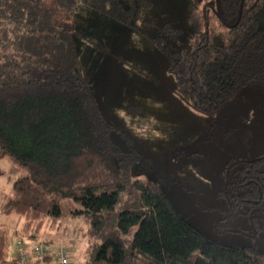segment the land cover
<instances>
[{"label":"trees","instance_id":"obj_1","mask_svg":"<svg viewBox=\"0 0 264 264\" xmlns=\"http://www.w3.org/2000/svg\"><path fill=\"white\" fill-rule=\"evenodd\" d=\"M56 1L58 9L42 0H0V50L7 58L0 62V159L18 174L0 210L23 216L22 231L33 240L47 219L84 217L85 235L94 240L84 264H264L258 247L211 241L157 184L132 174L139 153L113 150L111 124L75 60L19 45L10 51L21 34L64 40L72 0ZM81 1L123 23L137 8L133 0ZM186 16L188 47L176 53L168 71L193 109L213 115L249 84L264 83V0H191ZM161 31L177 34L168 24ZM258 156L238 164L226 192L235 210L248 215L256 209L252 219L264 231V152ZM7 235L0 223V264L21 257L35 263L37 246L49 251L48 264L56 259L54 248L64 249L71 264V243L82 240L80 233L33 245L20 239L7 262Z\"/></svg>","mask_w":264,"mask_h":264},{"label":"rangeland","instance_id":"obj_2","mask_svg":"<svg viewBox=\"0 0 264 264\" xmlns=\"http://www.w3.org/2000/svg\"><path fill=\"white\" fill-rule=\"evenodd\" d=\"M42 2L59 8L56 0ZM133 2L137 8L123 23L72 0L71 29L64 40L21 34L14 37L10 51L20 48L75 60L76 72L111 124L113 150L139 153L132 174L157 184L175 210L211 241L264 251V234H249L251 222L243 209L229 216L224 192L226 169L231 167L229 180L238 169L239 163L233 161L264 152V83L249 84L213 115L193 109L168 71L171 59L188 47L191 26L186 15L191 0ZM165 24L177 30L174 38L161 31ZM5 59L0 50V62ZM117 154L112 155L115 165L120 164ZM17 176L12 163L0 159V206L11 197ZM24 221L17 213L0 210V223L8 229L7 262L16 256L20 239L33 245L77 233L82 240L70 242L74 249L70 263L84 264L88 259L94 240L85 235L84 217L47 219L35 240L22 231Z\"/></svg>","mask_w":264,"mask_h":264},{"label":"built area","instance_id":"obj_3","mask_svg":"<svg viewBox=\"0 0 264 264\" xmlns=\"http://www.w3.org/2000/svg\"><path fill=\"white\" fill-rule=\"evenodd\" d=\"M54 255L55 260L50 259V262L52 264H68V257L66 256V251L62 248H54ZM34 252L39 256V259L32 264H48L49 262L46 261V255L49 254L48 250H45L44 246H37L34 249ZM16 264H31L28 262L27 258L21 257L20 260Z\"/></svg>","mask_w":264,"mask_h":264},{"label":"flooded vegetation","instance_id":"obj_4","mask_svg":"<svg viewBox=\"0 0 264 264\" xmlns=\"http://www.w3.org/2000/svg\"><path fill=\"white\" fill-rule=\"evenodd\" d=\"M263 153V152H262ZM256 158H260L258 155L257 156H255L254 158H252V159H243V158H238L236 161L234 160L233 162H237V163H239V164H242V163H244V162H248V161H253L254 159H256ZM233 162H231V163H233ZM230 163V164H231ZM236 163V164H237ZM230 166H232V165H230ZM231 169V167L229 168V170ZM227 170V169H226ZM226 173V172H225ZM226 179V178H225ZM228 184H229V181H228V177H227V186H226V189H225V197H226V199H227V202H228V205H229V207L231 208V210H233V212H235L236 210L233 208V206H232V204H231V202H230V200L228 199V197H227V192H226V190H227V188H228ZM255 210L256 209H253V210H251L250 212H249V214L247 215L248 216V218H249V220H250V222H251V230H249L248 232H249V234L251 235V236H253V233H254V235H256V234H259L260 232L261 233H263L264 234V231L261 229V223H260V221L258 220L257 221V225L255 224V221L252 219V215L255 213ZM245 211V210H244Z\"/></svg>","mask_w":264,"mask_h":264},{"label":"water","instance_id":"obj_5","mask_svg":"<svg viewBox=\"0 0 264 264\" xmlns=\"http://www.w3.org/2000/svg\"><path fill=\"white\" fill-rule=\"evenodd\" d=\"M228 174H229V169H227L226 170V173H225V189H226V186H227V177H228ZM232 213H233V211L231 210V213L229 214V216L230 215H232ZM253 236H254V233H253Z\"/></svg>","mask_w":264,"mask_h":264}]
</instances>
